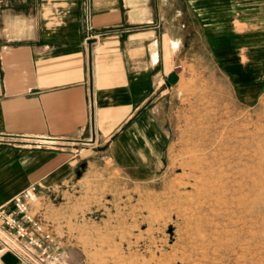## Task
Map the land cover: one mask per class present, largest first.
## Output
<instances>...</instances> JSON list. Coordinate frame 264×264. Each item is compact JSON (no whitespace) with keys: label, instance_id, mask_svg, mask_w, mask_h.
I'll return each instance as SVG.
<instances>
[{"label":"crops","instance_id":"0c3cea01","mask_svg":"<svg viewBox=\"0 0 264 264\" xmlns=\"http://www.w3.org/2000/svg\"><path fill=\"white\" fill-rule=\"evenodd\" d=\"M261 31L264 0H0V206L40 181L41 209L55 193L81 211L70 197L111 165L152 176L170 139L165 77L211 37ZM30 250L1 262L41 264Z\"/></svg>","mask_w":264,"mask_h":264},{"label":"rangeland","instance_id":"374dc122","mask_svg":"<svg viewBox=\"0 0 264 264\" xmlns=\"http://www.w3.org/2000/svg\"><path fill=\"white\" fill-rule=\"evenodd\" d=\"M211 38L172 70L170 139L152 176L111 165L70 197L81 211H62L55 193L41 209L37 194L33 212L59 243L49 257L32 247L39 263L264 264V31Z\"/></svg>","mask_w":264,"mask_h":264},{"label":"built area","instance_id":"2783aa9c","mask_svg":"<svg viewBox=\"0 0 264 264\" xmlns=\"http://www.w3.org/2000/svg\"><path fill=\"white\" fill-rule=\"evenodd\" d=\"M41 185L40 181L30 184L9 204L0 206V264H3L1 257L6 252L35 260L30 247L39 248L41 255L49 257L51 246L59 244L53 231L45 228L31 207Z\"/></svg>","mask_w":264,"mask_h":264},{"label":"water","instance_id":"95a60500","mask_svg":"<svg viewBox=\"0 0 264 264\" xmlns=\"http://www.w3.org/2000/svg\"><path fill=\"white\" fill-rule=\"evenodd\" d=\"M179 80V74L174 71V72H171L168 76V81L171 83V84H176Z\"/></svg>","mask_w":264,"mask_h":264},{"label":"bare ground","instance_id":"6f19581e","mask_svg":"<svg viewBox=\"0 0 264 264\" xmlns=\"http://www.w3.org/2000/svg\"><path fill=\"white\" fill-rule=\"evenodd\" d=\"M194 139V138H193ZM192 139V140H193ZM197 139V138H196ZM195 140V139H194ZM187 147H188V145H187ZM190 148V147H189ZM191 150H192V148H190ZM197 159H198V162L199 163H203V161L200 159V157L199 156H197ZM197 161V160H196ZM193 163V162H192ZM189 164V163H188ZM195 164V163H194ZM190 165V164H189ZM191 166H193V164L191 165ZM199 169H201V168H199ZM202 170V169H201ZM190 185V184H189ZM193 185V184H192ZM261 200V199H260ZM263 214H264V212H263ZM263 217V216H262Z\"/></svg>","mask_w":264,"mask_h":264}]
</instances>
